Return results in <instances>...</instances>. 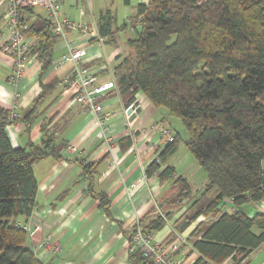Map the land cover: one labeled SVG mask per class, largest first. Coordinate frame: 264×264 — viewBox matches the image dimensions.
<instances>
[{
	"label": "trees",
	"instance_id": "1",
	"mask_svg": "<svg viewBox=\"0 0 264 264\" xmlns=\"http://www.w3.org/2000/svg\"><path fill=\"white\" fill-rule=\"evenodd\" d=\"M23 12L31 13L32 8ZM23 21L28 24L24 36L34 40L31 52L43 71L51 64L59 38L46 18ZM132 24L139 30L126 41L132 55L120 58L113 68L116 88L129 96L127 103L141 93L153 107L165 109L167 117L182 121L188 133L185 147L207 179L202 196L215 192L179 227L184 230L199 215L216 217L192 231L199 236L192 243L198 255L193 264H220L227 258L241 264L264 244V214L249 217L239 208L264 201V0H146L137 5ZM97 26L101 37L112 35L108 12L99 16ZM52 87L41 84L37 101ZM35 106L27 117L36 114ZM10 114L0 108V264H42L27 247V233L18 218L29 217L36 207L34 163L59 155L52 133L43 125L41 145L12 147L5 131ZM177 142L173 134L159 151L158 162L146 167L147 176L156 173L160 182L174 178V168L160 170V163L175 153ZM94 166L80 163L82 176L90 179ZM173 183L179 186L177 199L186 197V180L179 176ZM96 197L107 210L104 196ZM224 199L236 210H220ZM198 203L196 199L191 208ZM165 223L163 216L144 226L138 221L146 234ZM128 260L152 264L139 250L128 252Z\"/></svg>",
	"mask_w": 264,
	"mask_h": 264
},
{
	"label": "crops",
	"instance_id": "2",
	"mask_svg": "<svg viewBox=\"0 0 264 264\" xmlns=\"http://www.w3.org/2000/svg\"><path fill=\"white\" fill-rule=\"evenodd\" d=\"M145 3L146 0H128L126 4L123 0L62 1V15L86 23L97 34L99 16L108 12L111 18L112 35L101 37L98 34L101 46L95 44L96 38L75 32L68 34V40L74 41L75 45L87 47L82 67L95 76L98 83L110 79L115 81L114 66L120 58L132 55L126 41L139 30V26L132 24V18L137 5ZM122 5L126 6L127 13L118 19L117 8ZM4 9V3L0 1V108L14 115V119L5 126L6 134L12 147L39 146L43 125L52 133L53 146L59 155L58 158L47 156L33 165L37 184L36 207L29 217L18 218V223L27 233V247L42 264H131L128 260V236L135 222L140 219L144 226L153 218L163 216L166 221L164 227L153 232L152 236L164 243L178 239L179 250L174 257L181 264H193L198 255L192 250V243L199 236L192 231L200 223L214 221L215 215H199L179 231L181 221L198 209H194L196 206H183L180 202L173 210H166L170 200L174 196L177 198L180 192L179 186L173 183L174 178H184L189 191L191 187L188 173L180 171L174 163H168L176 151L160 163V170L167 165L174 168V178L160 182L156 173L147 176L145 172L165 145L153 126L168 125L176 134L169 125L166 110L153 107L141 93L135 94V100L130 104L127 103L129 96L120 94L117 88L108 91L100 97L103 111L109 115L108 136L112 143L111 148H107L97 137L99 129L93 124V115L64 92L69 65L59 70L53 67L66 50L62 39L56 40L48 67L42 71L40 62L30 57L22 78L16 85L9 82L12 59L2 51L9 37L3 19ZM22 16L30 21L45 18L43 10L34 8L31 13L23 12ZM30 40L33 44L34 40ZM41 84H53V87L46 98L38 102ZM34 105L36 114L27 117ZM129 107L133 112L140 108L139 113H133L132 119L130 115L125 117ZM68 144H73L76 151H66ZM187 161L195 168L194 174L200 171L189 156ZM83 162L95 164L90 179L82 176L80 163ZM202 182L206 185V176H202ZM210 192V198L214 197L215 192ZM96 195L104 196L107 210ZM239 208L249 217L264 214V201L245 203ZM46 239L56 240L60 251L51 255L43 250L41 244ZM220 264H232V261L227 258ZM241 264H264V244L255 248Z\"/></svg>",
	"mask_w": 264,
	"mask_h": 264
},
{
	"label": "built area",
	"instance_id": "3",
	"mask_svg": "<svg viewBox=\"0 0 264 264\" xmlns=\"http://www.w3.org/2000/svg\"><path fill=\"white\" fill-rule=\"evenodd\" d=\"M4 3V22L9 32L8 40L2 46V51L12 59V69L9 82L13 85L22 78L30 57H35L31 52L32 42L24 36L23 30L27 29L28 24L24 23L21 14L24 8L40 7L45 18L51 24V32L65 42L66 50L60 58L53 63L56 70L65 65H69L68 75L65 79L64 92L69 93L71 99L78 103L85 111L93 115V124L99 129L97 137L100 138L107 148H111V138L108 136L107 120L108 113L103 111L100 97L108 91L116 88L113 79L98 83L97 78L85 71L82 67V59L86 55V46L75 45V42L68 40L69 32H75L96 38L95 44L101 46V38L95 29L90 28L84 22L76 21L62 15L63 0H0ZM100 48V47H99ZM132 107V106H131ZM129 107V108H131ZM128 115L125 117L127 118ZM14 115L10 114L9 120L12 121ZM154 130L159 138L167 143L173 140V134L168 125H154ZM151 127V129H153ZM66 151L75 152L73 144L66 146ZM154 161L158 162L157 157ZM264 165V158L262 160ZM218 208L222 211L233 212L236 207L230 199H224ZM139 221V220H138ZM135 222L128 238V252L139 250L141 255L147 258L152 264H181L180 260L174 255L179 250L180 241L173 239L168 243L159 242L152 234L143 232L141 226ZM42 249L51 255L60 251V244L56 240H44L41 244ZM75 264V263H64Z\"/></svg>",
	"mask_w": 264,
	"mask_h": 264
},
{
	"label": "rangeland",
	"instance_id": "4",
	"mask_svg": "<svg viewBox=\"0 0 264 264\" xmlns=\"http://www.w3.org/2000/svg\"><path fill=\"white\" fill-rule=\"evenodd\" d=\"M123 6V7H122ZM117 8V18L122 19L127 11L126 6L122 5ZM35 10L40 11V7H33ZM115 9V7L113 6ZM124 8L125 11H122ZM42 10V9H41ZM132 36V34H130ZM100 49V48H99ZM105 94V93H104ZM103 94V95H104ZM170 123L169 125L174 129L175 133L178 136V142H177V150L175 155L169 157L168 163H174L178 169L180 168V171H183L184 173H188V181L191 185L189 194L186 198H183L181 201H179L175 196L170 200L168 205L165 207L166 210L169 211L173 210L174 207H176L180 202H182L183 206H190V204L196 200L199 199L198 205L194 209H198L203 207L206 204L207 199H210L211 192L206 194L205 196H202V193L204 191V182H202V176H205V173L200 169L199 172L194 174L195 168L188 164L187 157L189 156L192 160V162L195 164V161L193 160L192 155L189 153V151L185 147V141L188 138V133L182 123V121L175 117H169ZM178 173H180L178 171ZM192 175V176H191ZM171 184V183H170ZM172 186V185H171Z\"/></svg>",
	"mask_w": 264,
	"mask_h": 264
},
{
	"label": "water",
	"instance_id": "5",
	"mask_svg": "<svg viewBox=\"0 0 264 264\" xmlns=\"http://www.w3.org/2000/svg\"><path fill=\"white\" fill-rule=\"evenodd\" d=\"M139 112H140V108L139 107L135 108L134 109V112L132 111V108H128L126 110V114L127 115H130V119H132L134 117V114L133 113H139Z\"/></svg>",
	"mask_w": 264,
	"mask_h": 264
}]
</instances>
